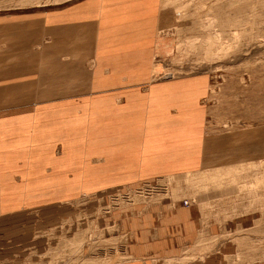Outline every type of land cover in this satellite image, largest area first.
I'll return each instance as SVG.
<instances>
[{"label":"crops","instance_id":"crops-1","mask_svg":"<svg viewBox=\"0 0 264 264\" xmlns=\"http://www.w3.org/2000/svg\"><path fill=\"white\" fill-rule=\"evenodd\" d=\"M175 22L174 0L0 11V264H40L55 214L79 196L226 164L231 140L204 127L207 77L155 74L157 38ZM188 206L132 211L128 258L108 264H223L228 239L175 260Z\"/></svg>","mask_w":264,"mask_h":264},{"label":"rangeland","instance_id":"rangeland-1","mask_svg":"<svg viewBox=\"0 0 264 264\" xmlns=\"http://www.w3.org/2000/svg\"><path fill=\"white\" fill-rule=\"evenodd\" d=\"M73 1L0 0V11ZM174 5V26L157 38L155 74L207 77L204 127L227 145L231 140L226 164L79 196L67 204L69 213L55 214L52 246L40 264L128 258L132 238L122 219L135 209L172 215L185 200L193 225L186 251L175 260L201 258L228 239L235 251L221 255L223 264H264V0H174Z\"/></svg>","mask_w":264,"mask_h":264},{"label":"built area","instance_id":"built-area-1","mask_svg":"<svg viewBox=\"0 0 264 264\" xmlns=\"http://www.w3.org/2000/svg\"><path fill=\"white\" fill-rule=\"evenodd\" d=\"M184 204H187V201L186 200L184 201Z\"/></svg>","mask_w":264,"mask_h":264}]
</instances>
